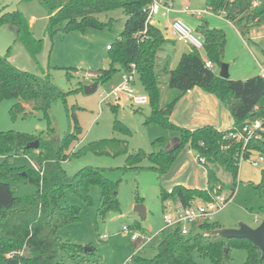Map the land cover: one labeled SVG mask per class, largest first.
<instances>
[{
  "label": "trees",
  "instance_id": "obj_1",
  "mask_svg": "<svg viewBox=\"0 0 264 264\" xmlns=\"http://www.w3.org/2000/svg\"><path fill=\"white\" fill-rule=\"evenodd\" d=\"M30 1V0H25ZM48 13L47 30L50 35L60 30H76L85 34L89 29H112L113 21L103 22L96 14L120 9L125 15L123 29L119 36L109 44V65L99 69L92 82L108 81L118 70H129L133 65L142 90L148 95L151 111L146 121H154L178 132V143L170 149H160L146 153L142 149L129 152L125 140L110 137L87 143L69 152L71 143L77 139L81 127L74 113L73 124L64 135L53 137L54 129L41 138L35 134L14 130L0 131V264H63L65 258L73 264H97L89 260L90 250L83 246L62 240L59 228L79 219L80 207L76 204H62L68 193L78 197L86 204L92 203L91 189H99L97 214L104 217L109 211L119 209L116 181L108 179L100 167L86 165L73 175H68L62 161L78 157L86 150L99 155L126 154L125 168H143L139 164L146 159L158 174V179L171 167L178 152L188 147L196 152L197 158H204L206 168V187H186L174 184L171 189H159L164 200L187 206L193 200L209 201L212 191L223 183L209 166L217 163L235 178L238 171L237 158L244 159L257 154L264 158V131L257 130L246 142L236 135L245 125L264 119V76L254 75L247 79H224L218 72L205 66L210 61L216 68L224 60L226 34L223 29L210 27L202 20L195 32L203 38V48L190 47L180 54L176 65L169 68L167 60L160 59L164 45L169 42L162 30L152 22H146L147 9L151 0H39ZM205 7L213 14L221 15L230 22L242 38L249 37L253 29L264 26V0H205ZM0 24H9L16 29V40L21 41L32 56L41 48V40L35 39L29 24L20 11L5 12L0 15ZM264 54V48L261 49ZM158 66L160 67L158 69ZM75 71V70H74ZM158 72L167 75V85L177 89L179 94L166 105L159 106L160 87ZM69 71L67 79L71 78ZM79 88L84 86L79 82ZM194 87L213 94L229 112L233 123L231 127L219 130L212 125L195 129L178 126L170 121V115L178 98ZM65 93L51 80L49 73L42 76L21 70L12 65L6 55H0V101L13 98L10 115H25L26 106L41 111L49 120L48 109L51 102ZM118 103L111 105L115 109ZM264 125V122H263ZM114 128L125 132L128 129L119 121ZM38 140L36 148L27 144ZM21 155L29 159L31 165L13 166L11 156ZM32 189L25 192L23 188ZM264 198V170L254 185ZM232 189L230 196L233 195ZM221 228L215 222H204L192 226L186 234L180 226L168 232L162 229L161 240L156 253L151 257L133 253L130 264H196L192 253L210 258L221 264L229 257L231 248L246 250L243 264H264L260 249L247 239L224 238L213 235L212 231ZM135 229V228H133ZM226 249V251H225ZM22 250L9 258L7 253Z\"/></svg>",
  "mask_w": 264,
  "mask_h": 264
},
{
  "label": "rangeland",
  "instance_id": "obj_2",
  "mask_svg": "<svg viewBox=\"0 0 264 264\" xmlns=\"http://www.w3.org/2000/svg\"><path fill=\"white\" fill-rule=\"evenodd\" d=\"M170 1L175 9L182 10L185 4L193 10L206 9L205 0ZM15 10L20 11L28 22L32 36L41 40V48L35 56H32L27 47L16 40V29L9 24H0V55H6L7 60L21 70L39 76L49 73L52 82L66 95L65 103L61 96L51 102L48 109L49 120L43 117L41 111L32 110L28 105L25 115L18 114L12 118L10 108L16 100L3 98L0 101V131L14 130L46 138L50 128H53V137L59 139L72 127L71 115L74 113L81 132L71 143L69 152L89 142L110 137L125 140L129 152L139 149L146 153L156 152L178 143L177 131L154 121H146L151 111L149 103L134 106L126 96L118 101L115 109L111 108L115 102L100 103L99 93L117 85L123 70L116 71L108 81L99 83L93 92H85L84 87L78 89L79 82H82L83 86L92 83L83 80L82 73L95 72L108 67L109 56L106 45L111 44L123 29L125 15L122 10L115 9L96 14V17L103 22L113 21L111 30L89 29L85 34L76 30L68 32L58 30L52 35L47 30L48 13L39 0H0V15ZM170 15L174 16L173 18H181L192 30H195L196 25L202 20H206L210 27L224 30L226 45L223 62L228 65V78L244 80L261 74L260 68L264 69V54L261 51L264 47V26L253 29L249 37L242 38L226 19L210 11L204 13L201 18L184 11ZM166 22L167 18L160 14L154 18V24L165 36L174 41V48L177 50L184 48L185 43L171 34L165 26ZM170 57L173 59L170 66L174 67L178 56H172L171 52ZM160 63L161 58L158 60V65ZM67 71L72 75L70 79L66 77ZM216 72H219V66ZM158 80L159 106H163L179 91L167 85V75L158 72ZM134 88L138 92L143 91L138 80L134 83ZM185 113L187 110L184 103L178 104L173 117L177 123L172 119L170 121L187 127L188 115ZM115 120L122 123L128 132L114 128ZM258 157L257 154H253L252 158L242 159L235 178L219 164L209 165L223 183L222 193L225 196H229L234 189L228 201L212 215V221L217 222L222 228H236L240 223L255 228L264 220V198L254 188L259 181L261 170H264V158L262 161L258 160L256 165L252 162ZM9 162L13 166L31 165L29 159L21 155L11 156ZM181 164H184V170L180 178L168 180ZM86 165L100 167L108 179L118 183L119 209L109 211L104 217L97 214L99 189L96 186L91 189L92 203L90 204L68 193L62 199V204L78 205L79 219L59 228L58 234L62 240L80 244L87 250L92 249L88 257L90 261H95L97 264H130L128 259L133 253L146 257L153 256L161 240L160 231L165 226L163 215L173 202L169 199L163 201L160 198V187L168 190L171 183L176 184V181L183 180L185 177L192 179L194 187L206 186V168L197 160L196 152L188 147L178 152L169 170L159 179L156 171L148 168L150 163L146 159L139 164L143 168H125L126 154L99 155L86 150L78 157L62 161V167L68 175H73ZM31 189L30 186L23 188L25 192ZM138 203L145 207L144 217L134 210ZM124 225L154 237L146 247L137 251L135 243L130 239V233L123 231ZM172 229L170 226L166 227L164 232ZM192 257L196 264H215L210 258L200 256L197 251L192 253ZM245 259V249L231 248L229 257L221 264H243ZM63 264H73V262L65 258Z\"/></svg>",
  "mask_w": 264,
  "mask_h": 264
},
{
  "label": "built area",
  "instance_id": "obj_3",
  "mask_svg": "<svg viewBox=\"0 0 264 264\" xmlns=\"http://www.w3.org/2000/svg\"><path fill=\"white\" fill-rule=\"evenodd\" d=\"M173 10V3L170 0H151L148 9H147V17L146 22H152L156 15L167 16V14ZM182 11L193 14L197 17H201L204 13L208 12L207 9L204 10H193L190 9L188 4H185L182 8ZM169 28L171 30V34L179 41L184 42L185 44H189L192 47L197 49L203 48V38L200 34H197L192 28L184 22L181 18H174L169 23ZM109 45H107V49H109ZM205 66L214 69L213 64L210 61H205ZM260 73L264 76V69L260 68ZM97 76L96 72L88 71L82 73V79L88 80L92 82V79ZM136 71L134 66L132 65L129 70L123 71L121 75L120 82L112 86L109 90L103 91L99 93L100 103H109L115 102L118 103L124 96H126L131 105L141 106L143 104L148 103V95L142 91L138 92L134 88V83L136 82ZM97 88V87H96ZM263 120H255L250 124H247L243 127L242 132L236 135L237 139H243L244 149L247 140L255 134L257 130L264 131ZM251 158V157H250ZM244 159L243 155L240 154L237 158V163ZM197 160L200 163H204V158L198 157ZM258 160L262 161L263 157L259 156L258 159L252 160V162L256 165ZM229 196H225L222 193V188L217 186L212 191V198L209 201H200L193 200L187 206H177L170 210H167L163 215L165 226L166 227H176L180 226L181 232L186 234L190 231L191 227L198 226L204 222H211L212 215L219 210L229 199ZM123 231H127L130 233V239L135 243L137 251L141 250L144 246H146L154 235H147L145 232L138 231L137 229L130 228L128 226L122 227ZM161 234V232H160ZM22 250L12 251L7 253V257L11 258L16 254H22ZM129 260V259H128Z\"/></svg>",
  "mask_w": 264,
  "mask_h": 264
},
{
  "label": "crops",
  "instance_id": "obj_4",
  "mask_svg": "<svg viewBox=\"0 0 264 264\" xmlns=\"http://www.w3.org/2000/svg\"><path fill=\"white\" fill-rule=\"evenodd\" d=\"M177 12H182V10L181 9H175L174 5H173V10L170 11L167 14V16H162V17L167 18V22H166L165 26L169 30H170L169 23L172 19H174L173 18L174 16H171L170 14L171 13H177ZM169 15H170V17H168ZM152 23L154 24V20L152 21ZM170 32H171V30H170ZM165 37L169 40L170 44L167 42L164 45L163 51L161 52V53H163V55H160V58L163 59V61L167 60L169 63V68H173L170 66V64L173 60V59H171L172 57H170L171 52H172V56L173 55L175 57L178 56L177 57V60H178L180 54L183 53L184 51L189 50V48L191 46H189V44L188 45L184 44V48L182 47L179 50H177L176 48H174V46H175L174 41L171 40V38H168L167 36H165ZM106 47H107V45H106ZM216 69H217V67L216 68L214 67L215 71H216ZM180 103H184L185 109L187 110V113H185L188 115L187 119H186V122H187L186 126L189 129H195V128L201 127L203 125H212L213 127L217 128L219 130H222V129H226V128L231 127V125L233 123L232 117L230 116L229 112L224 108L222 103L213 94L207 93L198 87H194L193 89L188 90L187 92H185L184 94H182L178 98L177 102L175 103L174 109L170 115V119H172L173 122H176L173 119V117H175V111L177 109V105ZM183 170H184V164L179 165V167L176 169V171L171 176H169L168 180H172V179L175 180L176 178H180ZM191 181H192V179H190L189 177H185V179H183V180L181 179L180 181H176V182L177 183L180 182L181 184L185 185L186 187H194V185L192 184ZM173 185H174V183H171L170 186L172 187ZM171 187H169V189H171ZM205 187H203V188H205ZM177 206H179L177 202L176 203L172 202L171 207H169L168 209L170 210V209L175 208ZM146 246H144V247H146ZM143 248H141V250Z\"/></svg>",
  "mask_w": 264,
  "mask_h": 264
},
{
  "label": "water",
  "instance_id": "obj_5",
  "mask_svg": "<svg viewBox=\"0 0 264 264\" xmlns=\"http://www.w3.org/2000/svg\"><path fill=\"white\" fill-rule=\"evenodd\" d=\"M218 76L224 79L228 78V65L225 62H221L219 65ZM98 83L92 82L84 86L85 92H93L96 90ZM38 146V140H34L27 144L29 148H36ZM175 145H171L166 148L170 149ZM134 210L141 216H145V207L142 204H136ZM213 235H218L224 238H238L247 239L255 246H257L261 251V258H264V220L255 228H251L246 224L240 223L236 228H218L212 231ZM84 251H87L84 248ZM226 251V249H225Z\"/></svg>",
  "mask_w": 264,
  "mask_h": 264
}]
</instances>
